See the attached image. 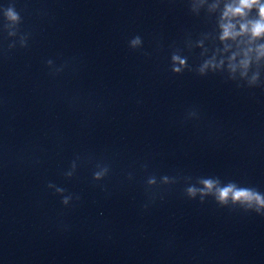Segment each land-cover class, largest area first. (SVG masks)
<instances>
[{"label":"clouds","instance_id":"1","mask_svg":"<svg viewBox=\"0 0 264 264\" xmlns=\"http://www.w3.org/2000/svg\"><path fill=\"white\" fill-rule=\"evenodd\" d=\"M258 2V0H257ZM253 7V3L249 2V0H240L239 5L235 8L229 6L226 10L225 15H229L230 13L236 14H243L245 9H250ZM259 10L261 13H264V4H259ZM7 16L9 19L14 21H19L21 19L20 14L14 11L12 8L8 9ZM223 28V36L222 39L231 37L233 35L231 24H224L222 25ZM254 34H261L264 33V17L261 20L257 21L252 28ZM143 45L142 38L137 35L133 37L129 41V47L133 50L140 49ZM27 46V41L22 44V47ZM47 65L52 67L53 61L48 60ZM170 66L171 72L175 75H181L184 73L185 69L187 68V63L185 59H182L179 55L172 54L170 57ZM209 66L216 67V65L212 64L211 61L206 62L202 65L198 72L201 76H203L206 72V69ZM62 69H56V72L61 71ZM189 116H196V113L190 112ZM79 158V157H78ZM77 158V159H78ZM101 167L100 171L95 170L93 172V180L94 181H101L103 180L109 173V167L107 165H98ZM70 169H75V160L71 163ZM73 170H68L65 172V176L67 178H71L74 175ZM131 178V175H130ZM168 176H163L162 181L163 185L167 184ZM201 183L204 185V188L199 189L201 193V197L207 195L209 192H212L215 189L213 196L218 205L221 207L231 205V208H239L246 213H255L258 216L264 217V192L259 191L255 187L244 186L238 184L235 181H228L223 186L220 185L219 179H203ZM147 185L151 189L153 186H157V180L155 176H151L147 179ZM48 187L53 189L54 192L62 197V204L67 206L69 200L73 198L72 194L65 195V189L62 187H58L55 184L49 183ZM198 190L195 187H188L186 189V195L189 198H193L196 195ZM76 200H79V196L75 197Z\"/></svg>","mask_w":264,"mask_h":264}]
</instances>
